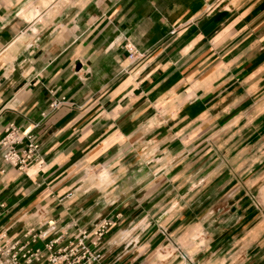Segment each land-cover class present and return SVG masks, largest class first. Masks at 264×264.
<instances>
[{"label": "clouds", "instance_id": "1", "mask_svg": "<svg viewBox=\"0 0 264 264\" xmlns=\"http://www.w3.org/2000/svg\"><path fill=\"white\" fill-rule=\"evenodd\" d=\"M261 4L0 0V264H264Z\"/></svg>", "mask_w": 264, "mask_h": 264}, {"label": "crops", "instance_id": "2", "mask_svg": "<svg viewBox=\"0 0 264 264\" xmlns=\"http://www.w3.org/2000/svg\"><path fill=\"white\" fill-rule=\"evenodd\" d=\"M260 11H264V4L259 5L257 7V9L253 11L252 18H254L256 15H258ZM222 15H227V13H224ZM240 26H243V23ZM212 27H214V26H212ZM209 30H211V27L209 28ZM193 31H195V29H193ZM225 39H226V34H223V35L220 36L218 42H223ZM239 39H241V38H236L237 41ZM253 40H255V35L249 37V39L246 40L244 42V44H242L240 46V48L241 49L248 48V46L252 43ZM239 52H240V49H237V50L233 51L229 55V57H227V60H231L233 57L239 55ZM262 57H264V52L257 53L255 55H253L251 57V60L254 63L257 60H260L261 63H264V59H262ZM258 67H259V64H255V68H258ZM255 68L252 69V70H249V72H247L245 74L246 75H251L252 72L255 71ZM228 70H229V67L227 65V61H225V63H222V64L218 65L211 72H209L208 76L205 77L203 80H198V77H199L200 73H199V71H197L196 77L192 78V79H197V84L195 85V87H200L201 85H203L205 87H212L213 86L212 81L215 78V76L218 73L222 74L224 72H227ZM162 78H163L162 75H158L156 82H159V80L162 79ZM182 79H184V77L181 75L180 72H177L165 84H163L161 86V90L166 91L168 88L172 87L174 84H177ZM229 90H231V86H229ZM209 101H212V103L216 102L215 99H214V96L209 95V97H207L205 101L199 102L198 105H196V106H190V110L188 111L189 118L191 120H195V119H197L199 117L200 119L207 120L208 119V117H207V108L211 107V104L208 103ZM220 111H221L220 109H213L211 115L216 118V122L217 123H219L221 126H224L228 122L230 117L228 115H220L219 114ZM202 113H204L205 115H202ZM233 114H235V112ZM63 123H64V121L61 122V124H63ZM59 126H61V125H57V127H59ZM193 135H195V133ZM5 196H9L10 197V193H5ZM34 198L35 197H33V199ZM0 199H3V197H0ZM11 202H14V201H11ZM29 202L30 201H28V200L24 201V204H22L21 207L26 206ZM6 219H8V218L0 217V224L6 222Z\"/></svg>", "mask_w": 264, "mask_h": 264}, {"label": "built area", "instance_id": "3", "mask_svg": "<svg viewBox=\"0 0 264 264\" xmlns=\"http://www.w3.org/2000/svg\"><path fill=\"white\" fill-rule=\"evenodd\" d=\"M25 143H27V141H25Z\"/></svg>", "mask_w": 264, "mask_h": 264}]
</instances>
